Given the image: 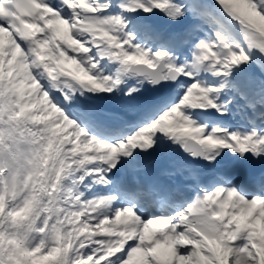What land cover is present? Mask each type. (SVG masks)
Listing matches in <instances>:
<instances>
[{"label": "snow or ice", "instance_id": "6c2138e0", "mask_svg": "<svg viewBox=\"0 0 264 264\" xmlns=\"http://www.w3.org/2000/svg\"><path fill=\"white\" fill-rule=\"evenodd\" d=\"M0 264H264V0H0Z\"/></svg>", "mask_w": 264, "mask_h": 264}]
</instances>
